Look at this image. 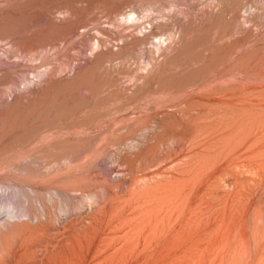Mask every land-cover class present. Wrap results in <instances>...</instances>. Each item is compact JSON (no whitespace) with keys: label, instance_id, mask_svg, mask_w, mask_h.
I'll return each instance as SVG.
<instances>
[{"label":"bare ground","instance_id":"obj_1","mask_svg":"<svg viewBox=\"0 0 264 264\" xmlns=\"http://www.w3.org/2000/svg\"><path fill=\"white\" fill-rule=\"evenodd\" d=\"M72 1L46 13L50 31L71 21L52 42L0 36V264H264V86L225 85L251 71L217 44L166 68L189 32H146L134 10L87 48L72 36L88 0Z\"/></svg>","mask_w":264,"mask_h":264},{"label":"rangeland","instance_id":"obj_2","mask_svg":"<svg viewBox=\"0 0 264 264\" xmlns=\"http://www.w3.org/2000/svg\"><path fill=\"white\" fill-rule=\"evenodd\" d=\"M100 1L88 0V3L77 5L79 11L80 12L82 11L80 13V21L83 27H81L82 30L80 31L79 34L72 36L74 38L73 39L74 42L77 41L81 44H84L88 48L90 44L96 40V37H99L100 33H101L100 36H104V34L106 36L108 33H118L120 30H122L125 27L123 26H122L123 28L120 26H119L120 28L114 27L113 26L115 25L114 21L117 19L118 20L122 19L123 14L125 16L126 13L128 12L131 13L134 10V12H136L140 17H144L143 19H141V23H144V25L148 27L144 29V31L146 32L154 27L155 29L154 28L153 29L156 30L158 33H160L159 37L162 36V38L164 37L166 38L171 32H174L175 29L173 28L177 24H178L176 26L177 28L181 27L182 30L186 31L187 33L189 32V35H187L185 41L179 45V47L180 46L181 47L180 48L178 47L179 49L177 48L171 54H169L168 59L170 58L171 59L174 58V59L173 61L170 60L172 63H168V65L165 64L166 68L167 67L176 68L179 64L181 65L180 68L187 67L186 70L187 72L193 70L194 68L196 69L198 68V65L195 62L185 63V60L190 59L191 57L202 55L205 53V50L209 48V46L211 47L213 44H217L218 47H216V52H215L217 55L218 53H220V49H222L221 51H224L226 49H229L230 52L232 51L229 57L226 58L227 61L225 60L224 66H227L231 70H234L235 66L236 65L238 66V63H240V67L246 69L247 72L251 71L250 73H248V75L251 78L249 77L248 79H246V81L245 79L244 80L239 79L238 81V77H237L238 74L236 73V71H231V73L229 75H226L225 77V81H226L225 85H229L231 83L243 82L246 83L249 87L257 86V88L259 87L261 88L262 85L264 86V0H215V1L196 0L197 2L194 0L193 1L179 0L178 6L174 7L173 9L169 7L172 0H100ZM219 1L222 2V5L218 6L216 4H218ZM67 2H70V0L69 1L0 0V36L13 35L17 39L19 46L27 45V44H40L44 42L49 43L54 41L56 39L55 36L59 35L60 33L61 26L63 24H68L71 21L62 23L61 25H55L53 26L54 30L50 31L49 24L47 22L48 17L46 16V13L49 12L48 9L50 10V7L53 8L52 5L56 7L57 4L59 3L60 4L58 6H60L61 3L64 4ZM71 2L74 1L71 0ZM152 2H153V10L151 11L149 18H146L145 17L147 15L146 7H148V5ZM84 5H85V9L83 7ZM195 5H197L198 7L197 6L195 7ZM209 6L215 9L219 7L217 8L218 10H216V12L214 13V16L209 14V8L211 10V7ZM202 7L203 9L205 7L206 8L202 10L201 9ZM161 8H163V10ZM109 10L112 11V14L111 11ZM164 11L166 14H164ZM201 13H204L205 16L203 14L200 15ZM163 14L165 16H163ZM240 15H242L241 16L242 19L237 17ZM187 16L188 18L186 19L185 17ZM199 18H201L202 21L205 22L201 21L200 23ZM244 19L247 21H245ZM186 20L189 21L190 23L185 22ZM159 21L160 22L163 21V22L160 24ZM191 21L192 22L194 21V23L196 21L195 26L197 25L200 29L198 28L197 30V27H194V24ZM111 23H113V25ZM157 23L159 24L157 25ZM179 23H181V25ZM197 23L202 25L200 26ZM186 24L187 25L190 24V27L187 26ZM160 25L162 26V28L156 29L161 27ZM116 28L118 29L116 30ZM193 28L196 29L197 33L194 31L195 29ZM126 31H129V29ZM98 32H100L99 35ZM193 32L195 33V35ZM190 34H192L193 36ZM226 34H228L227 38H230L232 42L234 40H242L241 42L244 45H241L238 48L235 47V45H232V47H228V48L227 46L224 47L225 42L221 43V41H219L217 38H221L222 35H226ZM155 39H157V37ZM214 41L215 42L218 41V42L213 43ZM8 42L9 40H3L0 42V55H2L6 49L11 47V44ZM115 44L119 46L120 41H118L117 43L115 42ZM222 47L224 48V50ZM51 49L52 46L49 45L46 51H51ZM87 51H88L87 53L89 54L90 51L89 50ZM125 51L127 53L129 52V49L123 50V54H126ZM175 53H180V55H177ZM148 54L149 53L147 50L145 51L142 50L140 47H137V49L133 51L132 57L133 60L135 59L134 61L139 62L142 59V57L147 58ZM54 57L55 56L48 57L42 63L37 64V66H33L31 68L24 67V71L20 72V76L33 77L37 71L39 72L41 70H44L45 67L48 66L49 61L51 60L54 61L55 60ZM184 57L185 59H183ZM14 59L15 58H12L10 61ZM215 59L216 61H220L218 57H214L213 60L215 61ZM134 61H132L131 67L134 65L133 63ZM120 65L122 66V67L119 66L120 72L129 70V68L127 67L128 66L127 62L124 63L122 61ZM172 71L170 70L164 71L163 77L168 76L166 74ZM257 73H260L261 75L259 76L258 79L253 80L252 77ZM231 74L234 75V77L231 76ZM106 76H107L106 74H100L101 79H105ZM200 95H202V92ZM174 103L175 102L170 101L166 105L173 106ZM10 189L11 188H9V190ZM2 198L4 199V197ZM50 230H54V228ZM49 234L54 235V232L51 231Z\"/></svg>","mask_w":264,"mask_h":264}]
</instances>
